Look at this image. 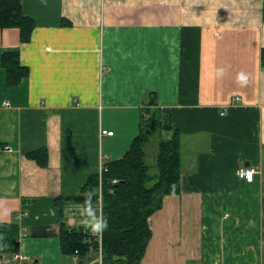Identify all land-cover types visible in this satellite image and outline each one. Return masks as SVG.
Here are the masks:
<instances>
[{
    "label": "crops",
    "instance_id": "0c3cea01",
    "mask_svg": "<svg viewBox=\"0 0 264 264\" xmlns=\"http://www.w3.org/2000/svg\"><path fill=\"white\" fill-rule=\"evenodd\" d=\"M22 11L28 40L0 27V224L15 232L0 264H95L94 250L63 252L61 225L95 229L97 208L56 198L101 182L148 108L181 130L182 165L140 264H264V0H22ZM13 50L27 68L16 83L2 62Z\"/></svg>",
    "mask_w": 264,
    "mask_h": 264
},
{
    "label": "trees",
    "instance_id": "16d2710c",
    "mask_svg": "<svg viewBox=\"0 0 264 264\" xmlns=\"http://www.w3.org/2000/svg\"><path fill=\"white\" fill-rule=\"evenodd\" d=\"M6 26H18L22 39L30 38L35 21L23 14L22 0H0V27ZM2 62L7 67L10 83L18 82L27 73V68L20 64L17 51L3 52ZM261 62L264 66V48ZM151 96V104H155L154 93ZM145 113L147 115L140 122L130 146L121 157L106 163L101 182L95 174L80 193L56 198L58 204L71 201L97 207L99 192H94V188L100 183L103 264H140L152 235L150 215L161 208L166 194L180 190L181 130L158 108H148ZM158 130H165L168 135L157 140L156 164L152 165L147 159L146 147ZM5 144L0 142V146ZM14 234V230L5 228V223L0 224V242L9 243ZM61 240L63 252L79 256H85L91 248L97 250L99 246L91 225L70 227L62 223ZM9 249L15 252L17 246Z\"/></svg>",
    "mask_w": 264,
    "mask_h": 264
},
{
    "label": "built area",
    "instance_id": "2783aa9c",
    "mask_svg": "<svg viewBox=\"0 0 264 264\" xmlns=\"http://www.w3.org/2000/svg\"><path fill=\"white\" fill-rule=\"evenodd\" d=\"M103 133L107 134H113V130L103 129ZM107 169L106 163H102L100 167V174H102V171ZM256 167L255 166H248V167H241L239 169V176L242 178H245L246 180L251 181L255 175ZM114 181H117V179H114ZM91 205H87V210H91ZM97 215L96 219L99 225V227L95 228V233L97 234V240H98V249L94 250L91 248V250H94L97 254V259L95 264H103V253H102V199H101V191L99 192V203L97 205ZM77 254V253H76ZM78 255V254H77ZM19 254H16V257H19ZM22 257V256H21Z\"/></svg>",
    "mask_w": 264,
    "mask_h": 264
},
{
    "label": "rangeland",
    "instance_id": "374dc122",
    "mask_svg": "<svg viewBox=\"0 0 264 264\" xmlns=\"http://www.w3.org/2000/svg\"><path fill=\"white\" fill-rule=\"evenodd\" d=\"M145 118V117H144ZM162 134V135H161ZM166 134V131L165 130H161L154 135V138L147 144V150H148V156H147V159L148 161L152 164V165H155L156 164V152H152V147H156L157 145V140ZM155 168L152 170L154 171ZM95 226L97 227V224H95ZM95 227V228H96Z\"/></svg>",
    "mask_w": 264,
    "mask_h": 264
},
{
    "label": "water",
    "instance_id": "95a60500",
    "mask_svg": "<svg viewBox=\"0 0 264 264\" xmlns=\"http://www.w3.org/2000/svg\"><path fill=\"white\" fill-rule=\"evenodd\" d=\"M144 115H145V113L142 114V116H144Z\"/></svg>",
    "mask_w": 264,
    "mask_h": 264
},
{
    "label": "clouds",
    "instance_id": "9594fccd",
    "mask_svg": "<svg viewBox=\"0 0 264 264\" xmlns=\"http://www.w3.org/2000/svg\"><path fill=\"white\" fill-rule=\"evenodd\" d=\"M97 227H99V225H97Z\"/></svg>",
    "mask_w": 264,
    "mask_h": 264
}]
</instances>
